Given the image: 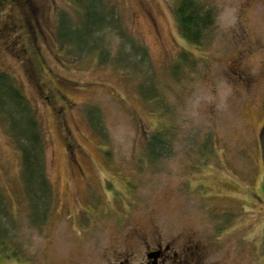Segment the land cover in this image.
I'll use <instances>...</instances> for the list:
<instances>
[{
  "label": "rangeland",
  "instance_id": "obj_1",
  "mask_svg": "<svg viewBox=\"0 0 264 264\" xmlns=\"http://www.w3.org/2000/svg\"><path fill=\"white\" fill-rule=\"evenodd\" d=\"M200 1L214 15L202 47L182 36L178 0H105L147 48L150 69L135 74L62 52L57 14L76 19L73 0H28L36 20L0 0V74L39 114L54 195L47 217H35L0 116L12 214L0 264H137L158 246L182 259L190 248L187 264H264V0ZM104 41L117 43L109 30ZM153 82L157 97L146 100L139 89ZM156 132L170 154L150 158Z\"/></svg>",
  "mask_w": 264,
  "mask_h": 264
},
{
  "label": "trees",
  "instance_id": "obj_2",
  "mask_svg": "<svg viewBox=\"0 0 264 264\" xmlns=\"http://www.w3.org/2000/svg\"><path fill=\"white\" fill-rule=\"evenodd\" d=\"M6 1H10L13 5L19 4L21 8L23 6L24 11L34 13L30 4L27 3L28 0ZM73 1L77 6L76 19L65 10L57 14V38L62 52L78 57L95 55L100 64L114 63L123 69L130 68L135 74L150 69L146 46L132 33L120 28L119 14L114 6L108 7L105 0ZM31 13H27L30 15L29 18L35 20L36 16ZM176 16L182 36L190 44L202 47L206 42L208 30L214 24L213 11L203 5L200 0H178ZM23 18L25 21L27 16L23 14ZM6 27L7 25H4L0 32L2 30L5 32ZM108 30L117 40L114 48H105V32ZM183 57L186 55L181 56L180 60ZM32 59L40 64L43 62L42 56L36 55ZM180 66L176 64L172 68L174 77ZM153 76L155 75H152V78ZM155 90V82L151 85L142 84L139 89L146 100L149 97L152 99L157 97ZM0 116L6 119L9 133L21 151L22 186L30 202L31 211L35 217L45 218L54 198L48 176L46 132L37 110L32 107L31 101L8 73L0 74ZM148 149L150 158L170 154L167 140L161 132L152 135ZM6 201L7 196L0 187V248L4 249L6 244L9 245L11 233L5 226L3 218L12 215L9 213Z\"/></svg>",
  "mask_w": 264,
  "mask_h": 264
},
{
  "label": "flooded vegetation",
  "instance_id": "obj_3",
  "mask_svg": "<svg viewBox=\"0 0 264 264\" xmlns=\"http://www.w3.org/2000/svg\"><path fill=\"white\" fill-rule=\"evenodd\" d=\"M31 14L34 15L33 13H31ZM35 20H36V17H35ZM2 32H3V30L1 31V33ZM33 38H34V36L32 38H30L32 44H33V41H34ZM34 51L36 53L35 49H34ZM45 99H46V101L50 102V98L49 97H45ZM185 247H187V246H185ZM169 248H171V247H169ZM169 248H167V251H166L165 249L163 250L162 246H158L157 248H149L148 247L146 249V255H145L144 260H142L141 262H139L137 264H164L169 259H172L171 262H176V263H177V260H178L182 264H187V262L188 263L191 262L192 259L189 256L190 248H188V247L186 249L184 247L182 248V254L185 255L186 259H182L183 256L179 257V254H177V253H173L172 256L169 255V253H167ZM111 264H130V261L128 259L127 260L126 259H119L118 261L113 262Z\"/></svg>",
  "mask_w": 264,
  "mask_h": 264
}]
</instances>
